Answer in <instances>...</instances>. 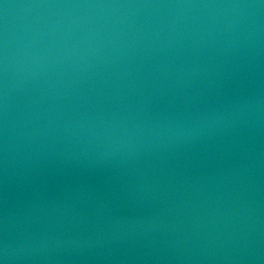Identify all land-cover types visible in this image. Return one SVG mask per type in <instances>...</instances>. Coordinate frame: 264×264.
Returning <instances> with one entry per match:
<instances>
[{
    "label": "water",
    "instance_id": "water-1",
    "mask_svg": "<svg viewBox=\"0 0 264 264\" xmlns=\"http://www.w3.org/2000/svg\"><path fill=\"white\" fill-rule=\"evenodd\" d=\"M0 264H264V0H0Z\"/></svg>",
    "mask_w": 264,
    "mask_h": 264
}]
</instances>
